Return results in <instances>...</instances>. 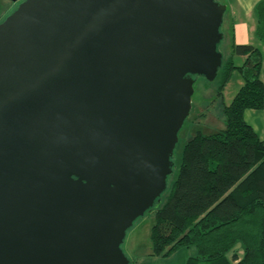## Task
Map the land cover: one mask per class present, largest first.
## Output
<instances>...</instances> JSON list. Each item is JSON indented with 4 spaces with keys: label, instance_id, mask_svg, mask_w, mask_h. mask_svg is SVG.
I'll use <instances>...</instances> for the list:
<instances>
[{
    "label": "water",
    "instance_id": "95a60500",
    "mask_svg": "<svg viewBox=\"0 0 264 264\" xmlns=\"http://www.w3.org/2000/svg\"><path fill=\"white\" fill-rule=\"evenodd\" d=\"M217 0H24L0 22V264H128L160 204Z\"/></svg>",
    "mask_w": 264,
    "mask_h": 264
},
{
    "label": "trees",
    "instance_id": "16d2710c",
    "mask_svg": "<svg viewBox=\"0 0 264 264\" xmlns=\"http://www.w3.org/2000/svg\"><path fill=\"white\" fill-rule=\"evenodd\" d=\"M253 13L255 37L264 42V0ZM228 37L229 53L217 71L216 90L224 128L197 133L183 146L176 178L155 208L153 256L168 257L181 247H192L196 256L186 264H264V138H258L243 118L245 111L264 110L262 56L251 45H235L231 27ZM234 56L244 58L240 66L234 65ZM233 71L242 86L224 106L222 91Z\"/></svg>",
    "mask_w": 264,
    "mask_h": 264
},
{
    "label": "rangeland",
    "instance_id": "374dc122",
    "mask_svg": "<svg viewBox=\"0 0 264 264\" xmlns=\"http://www.w3.org/2000/svg\"><path fill=\"white\" fill-rule=\"evenodd\" d=\"M12 1L13 0H0V22H2L24 0H16L15 3ZM228 28V26L221 28L223 39L218 47V51L224 59L229 53L227 37ZM233 72L228 80L229 87L222 100L223 105H229V99H231L230 95L233 93L232 91H234L237 85L235 81L236 78H239V74L236 71ZM218 81V75L212 82H207L202 77H196L194 80L193 94L191 96V109L182 128L177 134V143L172 156V171L167 178V187L159 198L160 204L165 200L170 186L176 178L181 160V152L185 143L197 133L200 135H208L224 128L221 121L222 105L218 99H216ZM256 135L258 138H264V134L260 133ZM154 214L155 208H151L142 217L135 220L131 228L126 231L121 250L127 258L128 264H186L188 258L195 257L196 250L192 247H181L173 251L168 257H156L152 255L150 229L154 223ZM235 252L238 257L241 256L239 246L235 247ZM228 257L230 258L231 255H228Z\"/></svg>",
    "mask_w": 264,
    "mask_h": 264
},
{
    "label": "crops",
    "instance_id": "0c3cea01",
    "mask_svg": "<svg viewBox=\"0 0 264 264\" xmlns=\"http://www.w3.org/2000/svg\"><path fill=\"white\" fill-rule=\"evenodd\" d=\"M259 1L260 0H222L223 4L226 6L225 14L223 16L222 27H231L232 41L235 45H251L260 51L262 56V63L259 79L264 86V42L258 41L255 37L256 19L253 13L254 6ZM12 2L15 3L16 0H13ZM223 33L225 34L224 31ZM230 41L231 40L228 37V46ZM243 61V57H233V63L235 66H240ZM235 82L237 83V85L234 91H232L233 93L230 95V102L232 101L239 88L242 86V80L240 76L239 78H236ZM228 87L229 82L226 83L222 91V100L224 99V95ZM224 106H228V104H224ZM243 118L244 121L253 129V131L256 132V134H264V110L245 111Z\"/></svg>",
    "mask_w": 264,
    "mask_h": 264
}]
</instances>
